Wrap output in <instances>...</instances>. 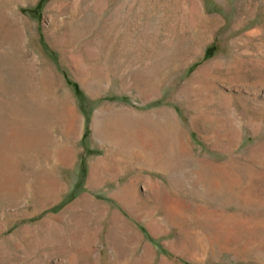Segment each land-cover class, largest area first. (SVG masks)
I'll return each instance as SVG.
<instances>
[{
  "label": "rangeland",
  "instance_id": "obj_1",
  "mask_svg": "<svg viewBox=\"0 0 264 264\" xmlns=\"http://www.w3.org/2000/svg\"><path fill=\"white\" fill-rule=\"evenodd\" d=\"M122 109L146 116L139 145L157 123L174 139L169 215L108 197L127 162L104 191L86 187L116 144L94 116ZM219 212L229 226L208 225L206 244L198 223ZM120 260L264 264V0H0V264Z\"/></svg>",
  "mask_w": 264,
  "mask_h": 264
},
{
  "label": "crops",
  "instance_id": "obj_2",
  "mask_svg": "<svg viewBox=\"0 0 264 264\" xmlns=\"http://www.w3.org/2000/svg\"><path fill=\"white\" fill-rule=\"evenodd\" d=\"M154 129L155 128L148 130V133L151 134L152 137L148 138L147 140L148 142H146L144 146H142L144 143H141V145H139L136 142L138 140L137 137L135 138L136 141L133 140L134 138L129 139L124 136L119 137L124 142L122 141L121 144L113 143L111 145L112 149H108V150H111L112 153L107 152L106 154H104L103 156L104 158L102 157L99 160L93 161V163L90 164L89 167L87 168L86 181H85L86 187L94 191L96 190L104 191L105 187L102 186L104 177H109L113 175L115 176L124 175L126 172V166H127L125 163L127 162L129 163L128 164L129 165L128 167L130 168L129 172H131V169H132V177H129L125 181L124 185H122L123 187H120L118 185L119 183L117 182L116 189L115 190L110 189L108 191V197L122 200L123 201L122 205L126 204L127 201H124V199L128 197L133 198V199L151 198L153 202V206L156 209L157 208L161 209L163 207L162 208L163 213L167 214L169 211L168 209L171 206H174V204L173 205L171 204L172 201L176 198H179L178 193L181 190V185L179 184V181L174 178L175 173H178V169L175 165L176 163L174 159V147L172 145L174 143V139L172 136H169V135L167 136L166 133H163V130H160V129L154 130ZM139 131L137 130L136 133H138ZM158 131H161V132H158ZM132 140L135 141L139 147H141V149L138 147V149H140L139 151L137 150V147L128 148L129 145H131L129 142H132ZM153 140L155 141V143ZM155 145H157V147ZM146 146L152 149V154L155 153V155L158 156V153H159L160 163H157L155 161L150 162L148 160L147 154L143 152L144 149H147ZM111 155L113 158H111ZM129 156H131L132 159L126 161L125 158ZM109 158L113 159L115 163L114 167H112V162L109 161ZM150 163L151 165H149ZM159 176L160 178H158ZM161 176L163 177L161 178ZM186 190L187 191H185L184 189L186 193H189L191 191V188L187 186ZM143 191L148 192V194L144 195ZM192 191L195 195V189H192ZM149 192H151V195H149ZM174 193H176V195ZM100 196H103V195H100ZM140 207H142V205H140ZM143 207H144V211L143 210L139 211V210L133 209L134 207L129 205L127 208L128 213L129 212L131 213L148 212L149 207L147 206V204L146 205L144 204ZM154 212L156 211L154 210ZM123 262L124 260H120V264H122Z\"/></svg>",
  "mask_w": 264,
  "mask_h": 264
},
{
  "label": "bare ground",
  "instance_id": "obj_3",
  "mask_svg": "<svg viewBox=\"0 0 264 264\" xmlns=\"http://www.w3.org/2000/svg\"><path fill=\"white\" fill-rule=\"evenodd\" d=\"M121 51V50H120ZM116 65V64H115ZM117 66V65H116ZM116 75V74H115ZM123 83V82H122ZM40 99V98H39ZM42 103H44L43 101H41ZM46 105V104H45ZM42 106V105H41ZM46 109V108H45ZM47 110V109H46ZM50 114V113H49ZM73 115V114H72ZM146 116L144 115V114H142V113H133V112H130L129 110L128 111H126L125 109L123 110H121L120 112H118V115L115 117V119H116V121H114V123H110V124H105V125H102V122H99V120L101 119V114H100V112H96V114H95V116H94V125H93V134H95V135H100L101 133H104V132H106V133H111L112 135H115V139H114V142H116V143H120L121 144V139L119 138V137H117V135H123V133L125 132V131H127V132H129V134H130V137H131V135H133L134 136V133H136L137 132V127H136V124H137V122L138 121H141L142 119H144ZM146 119V118H145ZM164 119V118H163ZM162 120V119H161ZM52 121V120H51ZM151 121V120H150ZM157 121V120H156ZM167 121V120H166ZM147 122V121H146ZM157 122H159V121H157ZM45 123V122H44ZM47 124V123H46ZM45 124V125H46ZM158 125L157 126H154V128L155 129H160V130H164L163 129V127H161L160 126V124L159 123H157ZM162 124H163V122H162ZM75 125L76 124H74V123H70L69 124V126H68V129H67V133H68V135L69 134H72L73 132L75 133L76 132V130H77V128L75 127ZM167 125V124H166ZM149 126V125H148ZM42 127H43V125H42ZM165 127V126H164ZM67 128V127H66ZM138 128H140V127H138ZM143 129V128H142ZM153 129V128H152ZM154 129V130H155ZM144 130V129H143ZM149 130V129H148ZM40 131V130H39ZM157 131V130H156ZM38 132V131H37ZM47 133L49 132V131H46ZM66 132V131H65ZM152 132V131H151ZM159 132V131H158ZM40 133V132H39ZM38 133V134H39ZM51 133V132H50ZM146 133V132H145ZM153 133V132H152ZM42 134V133H41ZM126 134V133H125ZM137 134V133H136ZM51 135H52V133H51ZM68 135H66V136H68ZM111 135V136H112ZM38 136V135H37ZM64 136V135H63ZM73 136V135H72ZM110 136V135H109ZM129 136V135H128ZM136 136V135H135ZM134 136V137H135ZM99 137V136H98ZM136 138V137H135ZM135 138L133 139V140H135ZM154 138V137H153ZM129 139H131V138H129ZM138 139H139V137H138ZM164 139V138H163ZM132 140V142H129L131 145H129V147L128 148H130V147H137V150L139 151L140 149H141V147H139L137 144H136V140L135 141H133ZM140 141V140H139ZM149 141H150V139H149ZM154 141V140H153ZM124 142V141H123ZM126 142V141H125ZM148 142V141H147ZM46 143H48V144H46ZM46 145L44 144L43 146H50V145H58L59 144V142H58V140H56L54 137H51L50 135H49V137L47 136L46 137ZM54 143V144H53ZM61 143V142H60ZM154 143H155V141H154ZM152 144H153V142H152ZM70 145V144H69ZM145 144H143L142 146H144ZM71 146V145H70ZM156 147H157V145H155ZM154 146V147H155ZM119 147V146H118ZM138 147L140 148V149H138ZM147 147V146H146ZM155 147V148H156ZM161 147V146H160ZM47 148V147H46ZM125 148V147H124ZM143 148V147H142ZM71 149V148H70ZM44 150V149H43ZM61 151L63 150V148H61L60 149ZM115 150V149H114ZM132 150V149H131ZM143 150V149H142ZM156 150V149H155ZM52 150H51V148L50 147H48L46 150H45V152H44V154H43V159H45V160H47L49 157H50V153H52L51 152ZM60 151V156H59V154L57 155V158H62L63 156H61V154L63 153V151L61 152ZM118 152V151H117ZM143 152H145L146 154H147V156H148V160L151 162V161H155V162H157V163H160V158H159V153H158V156H156L155 155V153L154 154H152V149L149 147H147V149H144V151ZM160 152V151H159ZM137 153H139V152H137ZM141 153H142V151H141ZM186 153V152H185ZM23 154H26V153H23ZM38 154V153H37ZM144 154V153H143ZM157 154V153H156ZM28 155V154H27ZM32 155V154H31ZM36 155V154H35ZM161 155V154H160ZM20 156V155H19ZM67 156V155H66ZM136 156V155H135ZM143 156V155H142ZM153 156H155V157H153ZM125 157V156H124ZM137 157V156H136ZM29 158H31V157H29ZM34 158V157H33ZM42 158V157H41ZM69 158V157H68ZM71 158V157H70ZM104 158V157H103ZM38 159V158H37ZM32 160V159H31ZM25 161H26V159H25ZM38 161V160H37ZM50 162V161H49ZM29 163V162H28ZM39 163V162H38ZM117 163V162H116ZM162 163V162H161ZM39 164H41V163H39ZM43 164V163H42ZM104 164V163H103ZM37 165V164H36ZM149 165H151V163L149 164ZM162 165V164H161ZM164 165V164H163ZM223 165V164H222ZM34 165H32V167H33ZM43 166V165H42ZM42 166H40V168L42 167ZM105 167V166H104ZM161 167V166H160ZM159 167V168H160ZM166 167V166H165ZM221 167V166H220ZM223 168H224V165L222 166ZM227 167V166H226ZM38 168V167H37ZM40 168H38V169H40ZM49 168V167H48ZM37 169V170H38ZM194 169V168H193ZM221 169V168H220ZM33 170V169H32ZM113 170V169H112ZM225 170V169H224ZM223 170V171H224ZM117 171V170H116ZM160 171H161V169H160ZM231 171V170H230ZM234 171V170H233ZM233 171H232V173H233ZM120 172V171H119ZM124 172V171H123ZM106 173V172H105ZM225 173V172H224ZM119 174V173H118ZM225 174H227V173H225ZM230 174V173H229ZM34 175V174H33ZM37 175V174H36ZM35 175V176H36ZM107 175V174H106ZM105 175V176H106ZM234 175V174H233ZM42 176V175H41ZM229 176V175H228ZM37 177V176H36ZM44 177V176H43ZM196 177V176H195ZM218 177V176H217ZM34 178V177H33ZM107 178V177H106ZM230 178H232V177H230ZM37 179V178H36ZM104 179H105V177H104ZM220 179V178H219ZM235 179H237V177L235 178ZM218 180V179H217ZM216 180V181H217ZM231 180V179H230ZM233 180V179H232ZM39 181V180H38ZM40 181H41V179H40ZM99 181V180H98ZM34 182V181H33ZM235 182V181H234ZM237 182V181H236ZM35 183V182H34ZM36 184V183H35ZM37 184H39V183H37ZM36 184V185H37ZM221 184H222V181L221 182H219V181H217V186L218 187H221ZM230 184V183H229ZM241 184V183H240ZM242 185V184H241ZM227 186V185H226ZM232 186V185H231ZM236 186H237V184H236ZM243 186V185H242ZM32 187V186H31ZM35 187V186H34ZM238 187V186H237ZM193 188V187H192ZM241 188H243V187H241ZM212 189H213V187H212ZM209 191V190H208ZM252 193V192H251ZM247 194V193H246ZM237 195H239V194H237ZM247 196V195H246ZM251 196V195H250ZM249 196V197H250ZM258 197V196H257ZM172 199V198H171ZM170 199V200H171ZM248 199V198H247ZM252 199V198H251ZM168 200V199H167ZM255 201V200H254ZM171 202V201H170ZM169 202V203H170ZM174 202V201H173ZM171 204H173V203H171ZM227 204V203H226ZM189 206V205H188ZM165 207V206H164ZM173 207L174 206H171L168 210L170 211V209H173ZM190 207V206H189ZM163 208V207H162ZM167 210V209H166ZM169 211H168V215H169ZM197 212V211H196ZM202 213V212H201ZM221 212H219V213H217V214H215V215H213L212 217L213 218H209V220H210V224H209V222L207 223V219H206V222H202V221H198L199 223H198V225H200L199 227H200V231H201V233H203V236H205V238H203V239H205L206 240V244H207V242L209 241V236H207V234H206V229L208 228L207 226L209 225V226H211V227H213L214 229L216 228L217 229V231L218 230H220V229H225V228H227V226H229V223H227V219H226V217H222V219H220V220H218V217L219 216H221V214H220ZM196 214V213H195ZM223 214V213H222ZM241 216V215H240ZM243 217V216H242ZM242 217H240V219H242ZM203 218V217H202ZM246 218V217H245ZM247 218H249V217H247ZM246 218V219H247ZM205 219V218H204ZM231 219V218H230ZM203 220V219H202ZM242 220H244V218L242 219ZM248 220V219H247ZM179 221V220H178ZM206 224V225H205ZM196 226H197V224H196ZM196 229V228H195ZM229 229V228H228ZM191 230V229H190ZM187 231V230H186ZM209 231V230H208ZM216 231V232H217ZM184 232V231H183ZM223 232H225V231H223ZM194 234V233H193ZM224 235V234H223ZM199 236H200V234H199ZM198 236V237H199ZM220 237V236H219ZM200 238V237H199ZM202 238V237H201ZM218 238V237H217ZM219 239V238H218ZM201 241V240H200ZM202 242H203V240H202ZM210 243V242H209ZM239 245V244H238ZM205 250V249H204ZM234 250V249H233Z\"/></svg>",
  "mask_w": 264,
  "mask_h": 264
}]
</instances>
